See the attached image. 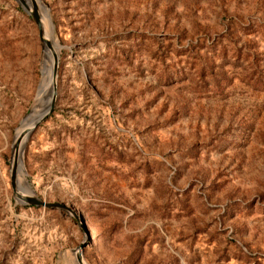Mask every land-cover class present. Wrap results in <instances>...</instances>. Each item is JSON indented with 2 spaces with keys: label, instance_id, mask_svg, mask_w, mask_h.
Here are the masks:
<instances>
[{
  "label": "rangeland",
  "instance_id": "374dc122",
  "mask_svg": "<svg viewBox=\"0 0 264 264\" xmlns=\"http://www.w3.org/2000/svg\"><path fill=\"white\" fill-rule=\"evenodd\" d=\"M48 36L54 105L13 188ZM82 244L86 264H264V0H0V264H82Z\"/></svg>",
  "mask_w": 264,
  "mask_h": 264
},
{
  "label": "bare ground",
  "instance_id": "6f19581e",
  "mask_svg": "<svg viewBox=\"0 0 264 264\" xmlns=\"http://www.w3.org/2000/svg\"><path fill=\"white\" fill-rule=\"evenodd\" d=\"M48 29H51V22L49 24V27ZM47 28L45 30H48ZM50 37V36H48ZM44 42L46 44H49L50 43V47L53 48L54 46H56L55 48V51L52 52V55L50 56V58H47L48 57V54L46 55V58L44 60V55H45V46L43 47V52H42V61H41V66H42V63L43 61L44 62V65H43V71H44V79H43V82L42 83V86L41 88H39V94H37L36 98H35V101H34V104L30 110V112L28 113L27 117L25 118V124L23 126V130L20 131L19 133V140L20 141L23 137H24V134H25V129L26 128H32L33 126L36 125V123L40 120H42L46 114H48L49 110L52 108V106L54 105V100H55V95H56V89H57V84H56V79L54 80V78L56 77V75H54V72L56 74V67L58 66V63H59V59H60V47L58 45V41L56 39L53 38V36L50 37V40H46L45 37H44ZM55 44V45H54ZM49 95H51V102L50 103H47L45 104V100L44 98L45 97H49ZM49 97V98H50ZM41 104L42 107V112L40 115H38V107L39 105ZM31 125V126H30ZM30 131V130H29ZM15 145V144H14ZM20 148V147H19ZM14 156H13V161L15 160V157H16V151L14 150ZM19 157V156H18ZM17 175H18V171H17ZM17 175H16V180H17ZM81 262L82 264H86L84 261H83V258L81 257Z\"/></svg>",
  "mask_w": 264,
  "mask_h": 264
},
{
  "label": "water",
  "instance_id": "95a60500",
  "mask_svg": "<svg viewBox=\"0 0 264 264\" xmlns=\"http://www.w3.org/2000/svg\"><path fill=\"white\" fill-rule=\"evenodd\" d=\"M33 17L35 18V21L37 23L38 26H40V22H39V19H38V16L36 14V12L32 13ZM57 68V67H56ZM53 108V106H52ZM52 108L49 110L48 114L45 115V117H47L49 115V113L52 111ZM44 117V118H45ZM43 118V119H44ZM42 119V120H43ZM41 120V121H42ZM26 135V133H25ZM23 141V140H22ZM22 141H18L15 145H14V148H13V152L14 150L16 151V157H15V160L13 161L12 163V167H11V184H12V187L15 188L16 186V175H17V171H19L20 169H22L21 167V164L18 162V152H19V147L22 143ZM21 197V196H20ZM25 201H28L34 205H39V206H42V207H45V208H61L65 211H67L70 215H72L75 219L79 220L80 222V225L82 226L83 230L85 231L86 235H88L86 229H85V226H84V222L83 220L76 215L74 214L68 207H66L65 205L63 204H59V203H46V202H43V201H40V200H37V199H32V198H25ZM84 247V244H82V246H80L77 250V254H79V256H77V260L79 263H81V249Z\"/></svg>",
  "mask_w": 264,
  "mask_h": 264
}]
</instances>
